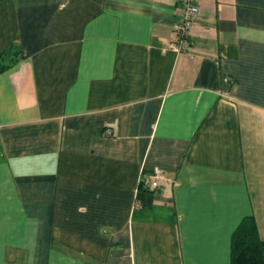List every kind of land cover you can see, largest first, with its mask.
<instances>
[{"label":"crops","instance_id":"obj_1","mask_svg":"<svg viewBox=\"0 0 264 264\" xmlns=\"http://www.w3.org/2000/svg\"><path fill=\"white\" fill-rule=\"evenodd\" d=\"M198 1L175 53L180 0H0V264H231L252 216L264 242V0Z\"/></svg>","mask_w":264,"mask_h":264},{"label":"built area","instance_id":"obj_2","mask_svg":"<svg viewBox=\"0 0 264 264\" xmlns=\"http://www.w3.org/2000/svg\"><path fill=\"white\" fill-rule=\"evenodd\" d=\"M200 4L198 0H180V18L174 26V42L168 49L177 53H188L192 46L191 30L198 20ZM109 135V133H107ZM162 176L158 172L153 176L141 178L140 186L146 190L157 191Z\"/></svg>","mask_w":264,"mask_h":264},{"label":"trees","instance_id":"obj_3","mask_svg":"<svg viewBox=\"0 0 264 264\" xmlns=\"http://www.w3.org/2000/svg\"><path fill=\"white\" fill-rule=\"evenodd\" d=\"M6 67L9 65L1 66L0 70ZM233 233L231 264H264V242L260 239L254 217L242 220Z\"/></svg>","mask_w":264,"mask_h":264}]
</instances>
